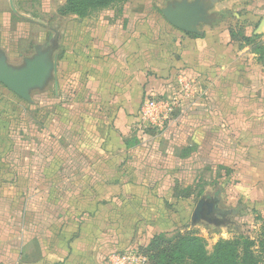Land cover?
Segmentation results:
<instances>
[{
  "label": "crops",
  "instance_id": "0c3cea01",
  "mask_svg": "<svg viewBox=\"0 0 264 264\" xmlns=\"http://www.w3.org/2000/svg\"><path fill=\"white\" fill-rule=\"evenodd\" d=\"M8 7L12 12L10 0ZM145 13L121 9L120 20L92 22L94 13L64 30L13 13L46 33L18 65L0 50L7 63L19 67L37 48L51 49L56 73L44 90L31 93L30 103L3 97L0 264H108L111 253L162 234L152 225L148 198L169 187L162 178L169 171L137 163L156 146L173 149V162L186 171L199 167L204 141L217 150L225 141V166L233 163L229 168L244 182L263 178L264 189V56L214 23L200 25L201 35H182L159 12L160 31L180 38L161 43L147 23L138 27ZM137 28L151 38L141 39ZM170 92L181 93V147L170 143L178 136L156 135L149 148L140 105ZM36 93H46L49 102L34 101ZM235 139L246 143L236 157Z\"/></svg>",
  "mask_w": 264,
  "mask_h": 264
},
{
  "label": "rangeland",
  "instance_id": "374dc122",
  "mask_svg": "<svg viewBox=\"0 0 264 264\" xmlns=\"http://www.w3.org/2000/svg\"><path fill=\"white\" fill-rule=\"evenodd\" d=\"M180 1L182 0H129L126 3L116 4L107 8V11L96 12L90 18V21H116L121 19V9H142V11L148 13L138 15V27L141 24L143 25V23H147L148 27H152V33L160 36L159 42L166 44L170 39L178 40L180 38L172 34V38L168 39L162 32L163 30L161 29L160 31V28L163 27L161 24L163 22L159 16V9ZM187 1L192 2L194 0ZM206 1L213 3L212 15L215 16V23L211 27L220 25L223 30H227L229 34L233 33L238 37H241L243 33L250 37L255 36L264 18V0ZM64 2L65 0H12L13 6L20 8L16 9L18 13L43 24L51 26L53 24L59 25L61 30L65 29L67 23L70 24L80 20L75 16L60 17L57 14L58 8ZM207 27L209 26H202L201 28ZM45 33L46 31L39 26H34L16 17L8 7V0H0V50H4L7 55L11 56L12 64L18 65L22 57L31 55L33 46L39 41H43ZM135 33L143 40L151 38L149 35L151 32L148 29L137 28ZM256 36H259L258 39L261 38L263 42L264 27H261V31ZM46 93H36L33 98L34 101L41 102V104L49 102ZM173 93L175 92L153 97L154 99L169 102L175 96L179 101V105L173 107L172 112L167 116V119L162 121L160 127H140L144 131L143 136L148 139L144 143L149 148V141L152 136L165 135L169 137L171 135V139L174 136H178L179 139L181 137L182 98L181 93ZM3 97H12L14 101H18L11 94H7V90L0 86V103L5 100ZM7 102L8 100H5L3 103L5 109ZM19 102L22 103L20 100ZM5 111L0 112V118ZM31 112L33 113L34 111L31 110ZM12 116L16 122H19L18 112L13 113ZM260 141L262 143L259 145V148L262 151L264 149V138L260 137ZM220 142L219 145L223 147L218 150L214 149L215 147L207 141L203 142L201 149L198 151V157L195 159L199 166L195 170L192 169L191 165H189L186 171L181 170V164L177 165L171 158L173 149L166 148L164 145L159 148L155 145L156 150L154 153H149L147 156L137 160V163L143 165L142 169L150 168L155 171L167 169L169 171L162 175L164 181H168L169 187L149 192L152 196L148 198L150 201L149 208L156 214L151 220L152 225L160 227L162 229L160 232L167 233L168 238H172L177 233H196L204 239L208 253L213 252L215 244L221 239L232 240L235 237L242 236L257 243L264 225V189L260 187L263 178L256 180L258 183L253 182V179L248 180V182L242 181V176L235 174L236 171L229 168L233 163L225 166L226 161H224L223 155L226 143L225 141ZM170 143L181 147V139L177 143L174 141ZM245 144L235 139L233 148L231 147L235 153V157L237 156V149H242L245 147ZM215 165L218 168L214 170ZM176 169L178 170L176 171ZM255 186L257 189H254ZM202 196L216 197L218 208L231 214L229 220L233 225L230 227L213 228L200 223L192 226L191 215ZM146 246V243L143 244L140 241L131 248L142 252V249ZM253 251L257 257L258 264H264V259L259 255L256 247ZM148 264L151 263L148 262Z\"/></svg>",
  "mask_w": 264,
  "mask_h": 264
},
{
  "label": "water",
  "instance_id": "95a60500",
  "mask_svg": "<svg viewBox=\"0 0 264 264\" xmlns=\"http://www.w3.org/2000/svg\"><path fill=\"white\" fill-rule=\"evenodd\" d=\"M212 6L213 3L206 0L192 2L182 0L168 4L165 8L159 9V12L173 28L183 33L201 35L198 29L200 25L215 23V16L209 13ZM10 8L21 19L30 21L17 13L12 0H10ZM261 27H264V18L255 34L261 31ZM55 73L56 59L52 58L51 49L37 48L36 53L24 59L19 67L9 65L5 55L0 52V85L23 101L32 102L31 93L44 90ZM230 215L227 211L218 208L216 197L202 196L192 212L191 225L201 223L213 228L230 227L233 225L229 220Z\"/></svg>",
  "mask_w": 264,
  "mask_h": 264
},
{
  "label": "trees",
  "instance_id": "16d2710c",
  "mask_svg": "<svg viewBox=\"0 0 264 264\" xmlns=\"http://www.w3.org/2000/svg\"><path fill=\"white\" fill-rule=\"evenodd\" d=\"M128 1L65 0L63 6L59 7L58 14L60 16H75L79 19H84L96 12ZM162 20L165 22L163 17ZM180 33L190 36L187 33ZM230 37L235 42L250 46L255 54L260 55L259 59L264 56V46L259 42V36L245 37L241 34V37H238L230 33ZM7 92L10 93L8 90ZM15 98L20 100L16 96ZM5 110V106L1 102L0 112ZM1 147L2 143L0 142V149ZM255 247L259 255L264 259V225L257 243L242 236L235 237L232 240L221 239L215 244L213 252L208 253L204 239L196 233H177L172 238H168L167 233H162L154 236L147 246L142 249L141 253L151 264H258L257 257L253 251Z\"/></svg>",
  "mask_w": 264,
  "mask_h": 264
},
{
  "label": "built area",
  "instance_id": "2783aa9c",
  "mask_svg": "<svg viewBox=\"0 0 264 264\" xmlns=\"http://www.w3.org/2000/svg\"><path fill=\"white\" fill-rule=\"evenodd\" d=\"M174 96L169 102L154 98L145 100L139 111V124L142 128L160 127L162 121L178 106ZM108 264H148V259L136 249L116 251L108 256Z\"/></svg>",
  "mask_w": 264,
  "mask_h": 264
},
{
  "label": "flooded vegetation",
  "instance_id": "af4514ba",
  "mask_svg": "<svg viewBox=\"0 0 264 264\" xmlns=\"http://www.w3.org/2000/svg\"><path fill=\"white\" fill-rule=\"evenodd\" d=\"M218 201V200H217ZM218 217H220V216H218Z\"/></svg>",
  "mask_w": 264,
  "mask_h": 264
}]
</instances>
